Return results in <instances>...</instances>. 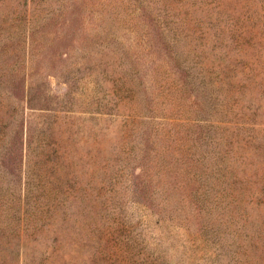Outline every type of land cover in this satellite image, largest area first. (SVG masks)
Here are the masks:
<instances>
[{
  "label": "rangeland",
  "instance_id": "obj_1",
  "mask_svg": "<svg viewBox=\"0 0 264 264\" xmlns=\"http://www.w3.org/2000/svg\"><path fill=\"white\" fill-rule=\"evenodd\" d=\"M0 264H264V0H0Z\"/></svg>",
  "mask_w": 264,
  "mask_h": 264
}]
</instances>
